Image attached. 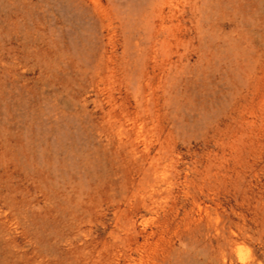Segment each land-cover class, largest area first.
I'll return each instance as SVG.
<instances>
[{
    "label": "rangeland",
    "instance_id": "rangeland-1",
    "mask_svg": "<svg viewBox=\"0 0 264 264\" xmlns=\"http://www.w3.org/2000/svg\"><path fill=\"white\" fill-rule=\"evenodd\" d=\"M0 264H264V0H0Z\"/></svg>",
    "mask_w": 264,
    "mask_h": 264
}]
</instances>
